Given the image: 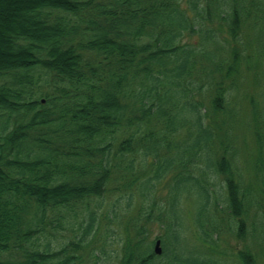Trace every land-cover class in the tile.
Instances as JSON below:
<instances>
[{"label": "trees", "instance_id": "1", "mask_svg": "<svg viewBox=\"0 0 264 264\" xmlns=\"http://www.w3.org/2000/svg\"><path fill=\"white\" fill-rule=\"evenodd\" d=\"M263 80L264 0H0V264H258L264 87L236 100Z\"/></svg>", "mask_w": 264, "mask_h": 264}, {"label": "rangeland", "instance_id": "2", "mask_svg": "<svg viewBox=\"0 0 264 264\" xmlns=\"http://www.w3.org/2000/svg\"><path fill=\"white\" fill-rule=\"evenodd\" d=\"M264 87V80L261 82V85L259 87H255L254 85H243L241 86L239 91V96L236 100V108L239 110L241 117L244 118V120L248 121V114H249V108H250V103H249V99L246 97L248 94L252 95L254 94L255 96H257V94L259 93L260 89ZM251 134L248 131L243 132L241 129L239 130V145H244V140L251 144L252 140H251ZM167 180H164L163 182H161L160 184H158L157 189H156V196H157V200L159 201L160 204H164L165 200L164 197L167 195L168 192V188L166 186ZM113 186V185H111ZM117 195H115L114 193H110L105 195L103 198L98 199L97 201L92 202L91 207L94 208L96 207L98 204H100V211L98 209V211L100 212V216L98 217V221H100V226L102 229V237H101V242L106 241V247L107 249L111 252L112 249H118L120 247V238H122V235L124 234V229H125V220L127 218H119L118 220H116L115 218H113V214L111 212V208H112V204L113 201H115ZM136 203L139 204L141 201H143L144 199L140 196L137 195L136 196ZM121 204L123 205L124 203H120L118 204V206H121ZM184 209L186 211H190V209H192V205H191V201H187L184 202L183 205ZM134 213H136V209L134 211ZM83 215H78L77 218H72V217H68L69 221H64L63 227L58 229V233H55V235H57V239H61L64 242L68 243L71 240H75L80 236L81 230L79 228L80 222L84 221L85 219H83ZM186 223L190 224V218H186ZM150 227V236L152 238H155L157 235L159 234H163L164 233V228L162 225H160L159 223H154V224H149L148 225ZM109 229V230H114V234H112L108 239H107V233H105V230ZM121 236V237H120ZM188 236V240L190 241H195L194 239L191 238L190 236V232L187 233ZM53 239V238H52ZM240 242V241H239ZM230 243L231 245L237 246L238 241L237 239L231 238L230 239ZM245 243L249 244V247L253 250V252L257 255V261L258 264H264V247H260L257 243L256 240L254 238H252L251 236H249ZM188 246H186V249L188 252H194L195 251V247L198 245L195 242H189L187 243ZM243 242H240V247H242ZM116 263V258L113 255V257L111 259H108L106 256H103V259L101 261V264H115ZM88 264H93L92 262H89Z\"/></svg>", "mask_w": 264, "mask_h": 264}, {"label": "water", "instance_id": "3", "mask_svg": "<svg viewBox=\"0 0 264 264\" xmlns=\"http://www.w3.org/2000/svg\"><path fill=\"white\" fill-rule=\"evenodd\" d=\"M154 251L156 254L160 255L162 254V246H161V240H157L156 241V244H155V248H154Z\"/></svg>", "mask_w": 264, "mask_h": 264}]
</instances>
